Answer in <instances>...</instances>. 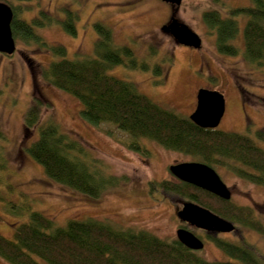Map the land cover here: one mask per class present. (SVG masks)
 Masks as SVG:
<instances>
[{"label":"rangeland","instance_id":"rangeland-1","mask_svg":"<svg viewBox=\"0 0 264 264\" xmlns=\"http://www.w3.org/2000/svg\"><path fill=\"white\" fill-rule=\"evenodd\" d=\"M0 2L19 5L14 0ZM30 4L19 5L20 18L30 21L45 11L51 18L63 20L66 9L76 11V36L59 23L37 30L48 44L65 47L68 59L94 56L98 37L94 24L107 26L115 45L128 47L136 63L135 69L112 68L110 76L133 83L140 94L183 118L195 110L194 98L200 88L219 92L225 98V113L217 129L248 136L264 150V142L255 137L264 131V67H253L243 58L245 18L235 19L239 32L231 44L239 50L236 57L217 51L216 35L209 33L202 20L204 11L217 10L225 17L224 11L247 7L250 0H221L223 7L212 0H182L176 18L201 38L198 50L180 46L161 32L172 11L159 0H31ZM15 44L13 55L0 54V129L5 134L0 143L8 161V170L0 172V236L12 240L16 226L27 222L31 212H38L52 220L55 228L71 220L96 219L116 229L145 230L160 239L175 240L177 208L187 200L163 193L152 184L163 180L175 183L178 180L170 174V166L200 161L150 142L143 143L147 153H137L127 147L132 139L112 125L88 124L81 118L78 101L41 80L40 69L55 58L33 43L16 39ZM34 82L50 106L42 111V121L52 118L62 132L76 139L84 150L86 165L101 179L109 180L99 198L47 179L42 167L27 154L26 148L35 138L26 136L23 116ZM213 169L230 190L232 203L253 209L264 224V189L223 167ZM6 185H11V192ZM238 228L236 234H219L217 238L248 246L264 261V236ZM203 240L205 247L197 253L203 259L238 263L217 249L210 238ZM0 264L8 263L0 258Z\"/></svg>","mask_w":264,"mask_h":264},{"label":"trees","instance_id":"trees-1","mask_svg":"<svg viewBox=\"0 0 264 264\" xmlns=\"http://www.w3.org/2000/svg\"><path fill=\"white\" fill-rule=\"evenodd\" d=\"M14 1L28 4L25 7L31 5V0ZM212 1L219 4L221 0ZM19 5H8L13 11L14 40L33 43L55 58L40 69L39 76L44 83L78 101L84 121L92 126L112 125L132 139L127 147L137 153H147L144 142L155 143L168 151L194 157L211 168L223 167L264 189V150L252 138L199 128L189 118L180 117L140 94L133 83L108 74L118 66L136 67L133 52L115 45L111 28L95 23L98 37L94 56L68 59L65 47L48 44L37 30L59 23L64 31L76 36V11L66 9L63 20L40 11L29 21L19 17ZM223 14L225 17L217 10L202 14L207 30L216 35L217 51L238 56L239 50L231 42L239 32L235 19L243 17V58L253 67H264V0H250L247 7L229 9ZM46 108L50 106L34 82L30 105L23 116L26 136L35 138L26 148L27 154L42 167L47 179L89 198H99L109 180L101 179L86 165L82 160L84 150L76 139L62 132L52 118L42 121V111ZM255 137L264 142V131L257 132ZM4 140L5 134L0 129V142ZM7 170L8 161L0 143V172ZM152 186L170 196L195 202L237 226L264 236V224L249 207L237 206L231 200H222L180 181L163 180ZM6 190L11 192V185H6ZM0 200H3L1 196ZM28 219L16 226L12 240L0 236V258L8 264H40L37 259L47 264H264L252 248L221 239L210 238L217 249L238 263L210 262L176 239L166 241L145 230L116 229L96 219L71 220L60 228H55L52 220L38 212H31Z\"/></svg>","mask_w":264,"mask_h":264},{"label":"water","instance_id":"water-1","mask_svg":"<svg viewBox=\"0 0 264 264\" xmlns=\"http://www.w3.org/2000/svg\"><path fill=\"white\" fill-rule=\"evenodd\" d=\"M159 1L171 5L173 8L170 22L161 27V32L171 36L176 44L180 46L200 49L202 45L201 38L176 18L182 0ZM12 19L13 11L11 7L0 2V54L6 56L13 55L16 50L11 31ZM224 113V96L219 92L200 88L196 93L195 110L189 116V120L199 128L215 130L218 128ZM169 172L180 182L204 190L222 200H231L232 194L228 187L216 171L206 164L201 162L180 163L170 166ZM176 217L181 223L215 236L236 231V226L232 222L191 201L182 204V208L176 212ZM176 240L193 252H200L204 248L202 240L184 228L176 231Z\"/></svg>","mask_w":264,"mask_h":264},{"label":"flooded vegetation","instance_id":"flooded-vegetation-1","mask_svg":"<svg viewBox=\"0 0 264 264\" xmlns=\"http://www.w3.org/2000/svg\"><path fill=\"white\" fill-rule=\"evenodd\" d=\"M168 6H169V8L171 9V11H173V8H172V6L171 5H169V4H167ZM171 15H172V13H171ZM171 15L169 16V18H168V20H167V22L165 23V24H163L162 26H164V25H167L169 22H170V18H171ZM161 26V27H162ZM161 27H160V30H161ZM194 109H195V107H196V96H195V98H194ZM184 199V198H183ZM187 201H189V200H187ZM192 202V201H191ZM184 203V202H183ZM182 203V204H183ZM195 203V202H194ZM179 207V206H178ZM182 208V205H181V207L180 208H177V211H179L180 209ZM178 220V219H177ZM235 225V224H234ZM236 226V225H235ZM180 228H184V229H187V230H189V231H191L196 237H198L200 240H202V242L204 243V247H205V242H204V237H206L207 239L208 238H212V239H218L217 238V236L219 235H212V234H209V233H207V232H205V231H203V230H199V229H195V228H193V227H190V226H188L187 224H185V223H181L179 220H178V226H177V229H176V231L178 230V229H180ZM239 231V228H238V226H236V231L235 232H232V234H236L237 232ZM197 233V234H196Z\"/></svg>","mask_w":264,"mask_h":264}]
</instances>
